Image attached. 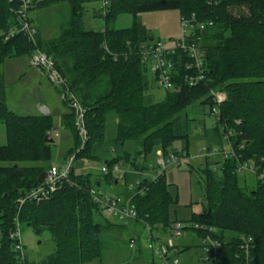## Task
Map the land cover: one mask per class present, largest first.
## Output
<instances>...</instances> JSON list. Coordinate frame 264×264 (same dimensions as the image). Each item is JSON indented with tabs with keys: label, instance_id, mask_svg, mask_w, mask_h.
<instances>
[{
	"label": "trees",
	"instance_id": "16d2710c",
	"mask_svg": "<svg viewBox=\"0 0 264 264\" xmlns=\"http://www.w3.org/2000/svg\"><path fill=\"white\" fill-rule=\"evenodd\" d=\"M93 1L96 0H44L36 4L30 12L66 3L70 15L60 24L58 34L46 39L30 17L36 30L32 45L22 34L8 40L1 35L14 31L18 23L17 2L0 0V66L22 56L30 60L35 52L46 55L64 80L68 94L63 101L72 97L84 111L87 141L80 150L69 103V112L63 116L64 128L73 132L67 158L74 155V162L79 158L94 159L107 169L102 178L93 182L90 175H75L72 167L69 177L76 186L64 184L47 200L25 202L18 208V199L36 187L40 174L51 167H47L51 144H46L44 138L52 129V119L49 115L18 116L11 112L6 106L0 72V124L6 135V144L0 146V264H32L22 247L21 251L15 249L20 243L13 235L20 223L50 232L54 251L38 264L98 261L104 246L103 234L117 228L102 218L105 212L88 193L89 189H99L102 179L115 191L114 197L130 200L137 214L134 223L156 232L171 228L177 222L169 221V208L176 200L168 191L165 171L158 178L140 182L137 175L123 170L120 177L113 168L130 162L132 154L144 156L154 147L161 149L164 158H186L188 144L196 140L203 142L207 153L201 170L205 207L182 229L192 231L201 241L206 237L217 241L218 264H245L240 250L243 240H250L247 264H264V183L258 178L264 174V0H110V8L107 1L101 7V31L83 26L85 6ZM124 11L133 15L131 28H111L115 14ZM161 11H177L180 21L189 22L187 44H193L200 53L203 73L198 80L194 61L187 53L177 51L171 57L173 88L166 90L162 102L152 103L142 58V49L151 42L135 17ZM200 24H204L203 29ZM190 78L194 80L192 86ZM221 93L224 100L217 104L215 95ZM206 107L207 114H193ZM197 115L214 118V125L206 128L202 119L190 117ZM109 117L116 120L115 133L106 139ZM197 123L203 131L193 135L192 128ZM223 138L229 150L209 158L212 149L222 145ZM176 141L183 144L181 153L172 149ZM129 145L132 152H125ZM243 167L253 169L246 171L255 181L251 187L240 186L237 173L245 171ZM120 180L123 186L119 191ZM130 241L134 249L137 241ZM176 249L175 257L190 248ZM202 259L200 255L199 264H204Z\"/></svg>",
	"mask_w": 264,
	"mask_h": 264
},
{
	"label": "rangeland",
	"instance_id": "374dc122",
	"mask_svg": "<svg viewBox=\"0 0 264 264\" xmlns=\"http://www.w3.org/2000/svg\"><path fill=\"white\" fill-rule=\"evenodd\" d=\"M104 0H96L85 6L83 14V26L85 29L101 31L104 28V21L99 16ZM109 3L110 0H106ZM110 8V7H109ZM30 17L42 38H52L59 32L60 24L66 22L70 15V7L66 3H60L33 10ZM135 21L142 25L148 32L152 43L161 42L165 48H170L182 38L181 22L177 11H161L137 14ZM134 22L133 15L130 12H118L115 14L110 27L117 30L129 29ZM186 38L189 30L184 29ZM145 45V44H143ZM153 62L147 61V94L150 96L152 103L162 102L167 96L166 90L158 87L157 83L152 79L151 67ZM28 64L27 57L13 58L4 61L0 66V72L3 74L5 85V102L8 109L18 116L25 115H42L44 114L40 107L47 109V114L52 119V129L50 130V138L53 143L50 147L51 160L48 166L62 168L73 145V132L64 128L62 124L63 116L69 112L67 107L69 99L62 101L61 88L54 87L48 82L47 77L43 73L35 70ZM223 95V93H221ZM225 96V95H224ZM188 111V110H187ZM207 114L208 108H202L193 111V114ZM190 114V113H189ZM45 115V114H44ZM195 117L198 120L197 116ZM202 119L206 128L214 125L215 119L204 116ZM116 120L112 117L106 122V139H111L115 133ZM195 127V128H194ZM203 128L198 123L193 126L192 132L202 134ZM196 137V136H195ZM6 144L5 130L0 124V146ZM175 152L181 153L183 144L176 141L172 145ZM216 152H214V151ZM229 150V146L223 138L222 145H216L209 155L218 156ZM124 151L132 152L129 146H125ZM161 152L159 147H154L144 156H130V162L123 164L119 170H123L129 174L139 177L140 182L144 180L150 181L156 173V160L158 153ZM188 157L179 160L177 165L168 166L164 172V179L168 185V191L176 203L169 208V221L177 222L181 227L189 226L188 222L192 216H197L204 211L205 193L203 188L204 177L201 170L205 168L206 151L203 148V142L196 140L188 144ZM212 154V155H211ZM103 163L94 159H77L73 164V172L75 175H90L94 182L96 179L102 178L101 168ZM117 174V173H116ZM241 187H251L254 184L253 176L246 171L237 173ZM123 182H119V187ZM103 193L114 196L115 191L110 185L101 180L99 187ZM102 218L106 220L116 229L106 231L102 238L104 246L101 258L98 261L89 264H159V260L148 249L149 246L156 248L150 237L159 236L160 240L171 241L177 247H189L190 249L180 253L175 258L179 264H199L198 258L201 255V239L190 230L180 229L179 235L176 236L172 227L157 232L148 228H144L132 221L119 219L111 214L102 213ZM132 226V228H129ZM18 240L23 248V254L26 256L28 263L38 264L54 251V244L48 229H34L24 223L17 224ZM219 234L218 231L215 232ZM134 238L137 245L134 249L129 248V239Z\"/></svg>",
	"mask_w": 264,
	"mask_h": 264
},
{
	"label": "built area",
	"instance_id": "2783aa9c",
	"mask_svg": "<svg viewBox=\"0 0 264 264\" xmlns=\"http://www.w3.org/2000/svg\"><path fill=\"white\" fill-rule=\"evenodd\" d=\"M9 3L17 2L16 6V15H17V23L18 27L14 31H10L7 33H1L4 36L5 40L13 38L16 34L24 35L27 40L35 45V36L36 30L34 25H32L30 21V9L33 8L36 4L44 1V0H35L30 2L29 0H7ZM106 5V0L103 1L102 9ZM181 33L182 38L170 48H165L163 43L155 42L147 47H144L142 50V58L144 63L147 61H152L151 72L155 75L158 87H161L165 90H172L171 77L170 72L173 68V64L171 62V57L177 52L182 51L183 53H187L190 58L194 61V65L199 71L197 79H202V63H201V55L193 44H187L185 28L188 29L189 22L186 20H181ZM211 23L208 24L210 26ZM200 29L204 28V24L199 25ZM30 65L32 67L43 70L46 73L47 80L54 85L55 87L61 88V97L65 98L67 92L64 90V80L59 76V74L55 71L53 67L52 61L44 54L40 52H35L30 57ZM190 86L194 84V80L192 78L188 79ZM224 100V96L220 94L215 95V101L217 104L221 103ZM69 106L74 111L75 116V127L77 130V135L80 140V148L85 145L87 141V132L84 127L83 115L84 111L81 106L76 103L72 97L69 98ZM78 150V151H79ZM229 153V152H228ZM231 153V150H230ZM183 159L184 156H183ZM178 159L173 155H170L168 158H164L162 154L158 153V158L156 160V173L154 178H158L161 174L171 165H177ZM74 163V155L68 157L65 161V165L62 168H57L55 166H51L46 172L45 177L41 184H37L36 187L32 188L24 197L18 199V208H21L25 202H35L39 203L44 200H47L50 195L60 189L64 184H68L70 187L76 186L74 182L70 180V172L72 171ZM120 164L113 168L114 173L122 175V172L119 170ZM242 170L253 172L251 168H242ZM101 172L103 174L107 173V169L105 167L101 168ZM119 177V178H120ZM259 180L264 183V174H260L258 176ZM152 179V180H153ZM90 197L93 202L105 213L111 214L119 219H125L127 221H137V214L135 209L132 207L130 200H123L119 197H114L103 193L99 189H89L88 191ZM182 227L175 223L172 225V230L176 236L179 235V231ZM152 233V230H149ZM18 239L17 231L14 232L13 235ZM151 241L154 242L156 248L153 250L151 246L148 248L153 251L155 256H157L159 260V264H179L178 260L175 258V254L177 252L176 246L173 245L171 241H161L159 236H151ZM243 240V239H242ZM249 243L250 240H243L240 250L242 251V256L245 260V264L248 262L249 257ZM134 242L130 241L129 248H133ZM219 243L210 237H206L202 241V249L201 254L203 256L202 261L204 264H218L217 257L219 256L218 252ZM16 250L21 251V246H15ZM241 257V256H240ZM23 261V258H22ZM23 264V263H22Z\"/></svg>",
	"mask_w": 264,
	"mask_h": 264
},
{
	"label": "water",
	"instance_id": "95a60500",
	"mask_svg": "<svg viewBox=\"0 0 264 264\" xmlns=\"http://www.w3.org/2000/svg\"><path fill=\"white\" fill-rule=\"evenodd\" d=\"M149 41L152 42L153 40L150 39ZM44 142H45L46 144H48V145H50V144L53 143L52 139L50 138V133H49V132H47V133L45 134ZM44 177H45V172H43V173L40 174V176H39L38 179H37V184H41L42 181H43V179H44ZM203 263H204V262H203Z\"/></svg>",
	"mask_w": 264,
	"mask_h": 264
},
{
	"label": "crops",
	"instance_id": "0c3cea01",
	"mask_svg": "<svg viewBox=\"0 0 264 264\" xmlns=\"http://www.w3.org/2000/svg\"><path fill=\"white\" fill-rule=\"evenodd\" d=\"M179 18H180V15H179ZM28 64H29V66H31L30 65V60L28 59ZM32 67V66H31ZM32 68H35V67H32ZM35 70H37L38 72H40V73H43V75L46 77V73L43 71V70H41V69H38V68H36ZM62 101H63V99H62ZM64 102V101H63ZM67 107H68V105H67ZM8 108V107H7ZM39 108L41 109V111L45 114V115H48L47 114V109H45L44 107H40L39 106ZM69 110V109H68ZM44 114H42V115H44ZM38 116V115H37ZM3 126V125H2ZM3 128H4V126H3ZM4 130H5V128H4ZM6 136V135H5ZM120 181H122V180H120ZM119 181V182H120ZM123 186V185H122ZM122 186L121 187H119L118 186V190L120 191L121 190V188H122ZM129 228H132V226H130ZM202 255V254H201Z\"/></svg>",
	"mask_w": 264,
	"mask_h": 264
}]
</instances>
